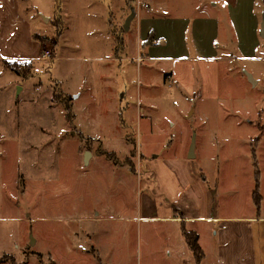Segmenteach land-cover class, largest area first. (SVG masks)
I'll use <instances>...</instances> for the list:
<instances>
[{
	"label": "rangeland",
	"instance_id": "obj_1",
	"mask_svg": "<svg viewBox=\"0 0 264 264\" xmlns=\"http://www.w3.org/2000/svg\"><path fill=\"white\" fill-rule=\"evenodd\" d=\"M58 37L42 41L41 59L51 60ZM105 52L92 49L82 57L93 59L63 64L60 85L45 62L33 76L37 88L30 81L21 94L8 85L0 91V264H175V256L185 257L167 252L166 233L178 239L179 224L140 218L158 213L160 196L143 178L193 175L198 157L205 175H239L243 191L247 175L252 182L250 145L260 138L255 122L264 110L260 85L238 76L222 83L226 100L202 103L213 133L196 116L185 117L192 101L147 75L148 62H137L139 70L135 61L116 60L111 73V64L95 62ZM15 65L18 74H33ZM66 92L78 95L76 121ZM260 156L264 163V147Z\"/></svg>",
	"mask_w": 264,
	"mask_h": 264
},
{
	"label": "crops",
	"instance_id": "obj_2",
	"mask_svg": "<svg viewBox=\"0 0 264 264\" xmlns=\"http://www.w3.org/2000/svg\"><path fill=\"white\" fill-rule=\"evenodd\" d=\"M56 15L61 32L54 55L46 61L40 58L42 41L38 37L54 36ZM263 23L264 0H0V91L7 85L17 94L37 88L33 76L38 73L36 69H43L45 62H49V74L60 85L63 64L79 65L93 59H83L82 53L106 50V54L94 57L95 62L111 64V73L116 60L135 61V65L148 62V73L153 74L147 75L171 83L173 89L192 101L185 117L196 116L209 129L208 111L201 106L226 100L222 83L240 76L241 82L250 83L253 88L260 85L264 93ZM150 31L156 42L142 46ZM8 63L25 64L33 69V74H18ZM136 67L140 70L141 65ZM66 93L74 99L69 108L76 121L73 102L78 95ZM32 99L28 98L27 103ZM138 108L142 116L141 107ZM257 113L259 123H255L261 131L260 138L253 139L250 150L253 147L259 168L258 210L252 200L253 175L251 183L246 176L243 191L239 175H221L219 180L205 175L198 157L193 175L143 178L149 191L160 196L156 200L158 213L140 218L167 222L176 229L179 224L178 239H169L172 237L166 233L167 252L170 249L174 255L182 253L185 257L176 260L175 256V264H264V163L260 156L264 147V110ZM215 130L211 126L209 131ZM156 165L155 162L153 166L157 168ZM217 191L219 207L213 210L212 197ZM184 194V203L180 205L178 200ZM183 228L197 235L202 251L198 263L185 242Z\"/></svg>",
	"mask_w": 264,
	"mask_h": 264
},
{
	"label": "trees",
	"instance_id": "obj_3",
	"mask_svg": "<svg viewBox=\"0 0 264 264\" xmlns=\"http://www.w3.org/2000/svg\"><path fill=\"white\" fill-rule=\"evenodd\" d=\"M53 25L55 28V35L56 37H58L60 35L61 32V22H60V18L58 15H56V17L53 20ZM41 41H47L48 39L46 37H38ZM154 42H156V40H154L153 38V34L152 31H150L146 37V39L143 40L142 42V46H146V45H150L153 44ZM52 44L54 43V40L52 41ZM13 64V65H11ZM16 63H8V65L11 67V69L16 72L19 73L18 69H16ZM66 109H68V107L66 106ZM250 154H251V161H252V170H253V190H252V200L253 203L256 207V209H259V204H260V194H259V168H258V164H257V159L255 156V152L253 147H251L250 150ZM182 234L183 237L185 239V242L189 248V250L192 252L195 262L198 263L202 257V251L197 243V235L195 232L193 231H187L184 228L182 229Z\"/></svg>",
	"mask_w": 264,
	"mask_h": 264
},
{
	"label": "built area",
	"instance_id": "obj_4",
	"mask_svg": "<svg viewBox=\"0 0 264 264\" xmlns=\"http://www.w3.org/2000/svg\"><path fill=\"white\" fill-rule=\"evenodd\" d=\"M42 56L43 58H48L50 56V49L48 47L42 49Z\"/></svg>",
	"mask_w": 264,
	"mask_h": 264
},
{
	"label": "water",
	"instance_id": "obj_5",
	"mask_svg": "<svg viewBox=\"0 0 264 264\" xmlns=\"http://www.w3.org/2000/svg\"><path fill=\"white\" fill-rule=\"evenodd\" d=\"M262 32L264 33V23L262 24ZM85 155H88V152L85 153Z\"/></svg>",
	"mask_w": 264,
	"mask_h": 264
}]
</instances>
